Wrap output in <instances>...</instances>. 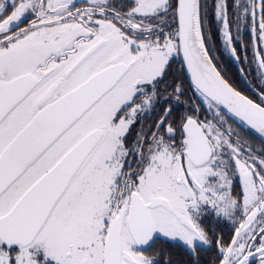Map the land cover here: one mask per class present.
Returning a JSON list of instances; mask_svg holds the SVG:
<instances>
[{
    "label": "snow or ice",
    "instance_id": "1",
    "mask_svg": "<svg viewBox=\"0 0 264 264\" xmlns=\"http://www.w3.org/2000/svg\"><path fill=\"white\" fill-rule=\"evenodd\" d=\"M0 264H264V0H0Z\"/></svg>",
    "mask_w": 264,
    "mask_h": 264
},
{
    "label": "trees",
    "instance_id": "2",
    "mask_svg": "<svg viewBox=\"0 0 264 264\" xmlns=\"http://www.w3.org/2000/svg\"><path fill=\"white\" fill-rule=\"evenodd\" d=\"M222 59H227V57L225 56V57H222ZM229 67L231 68V70L233 71V72H235L236 71V68H235V66L234 65H232L230 62H229Z\"/></svg>",
    "mask_w": 264,
    "mask_h": 264
}]
</instances>
